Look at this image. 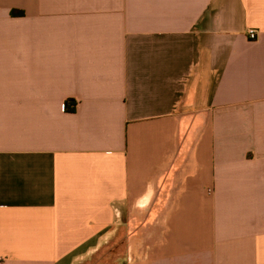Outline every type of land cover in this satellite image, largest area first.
<instances>
[{
  "label": "crops",
  "instance_id": "0c3cea01",
  "mask_svg": "<svg viewBox=\"0 0 264 264\" xmlns=\"http://www.w3.org/2000/svg\"><path fill=\"white\" fill-rule=\"evenodd\" d=\"M111 248L264 264V0H0V264Z\"/></svg>",
  "mask_w": 264,
  "mask_h": 264
},
{
  "label": "rangeland",
  "instance_id": "374dc122",
  "mask_svg": "<svg viewBox=\"0 0 264 264\" xmlns=\"http://www.w3.org/2000/svg\"><path fill=\"white\" fill-rule=\"evenodd\" d=\"M110 248V247H109ZM118 251L114 248L96 252L82 264H113Z\"/></svg>",
  "mask_w": 264,
  "mask_h": 264
},
{
  "label": "built area",
  "instance_id": "2783aa9c",
  "mask_svg": "<svg viewBox=\"0 0 264 264\" xmlns=\"http://www.w3.org/2000/svg\"><path fill=\"white\" fill-rule=\"evenodd\" d=\"M247 36L249 40H255L256 39V32L254 30H249L247 32Z\"/></svg>",
  "mask_w": 264,
  "mask_h": 264
},
{
  "label": "trees",
  "instance_id": "16d2710c",
  "mask_svg": "<svg viewBox=\"0 0 264 264\" xmlns=\"http://www.w3.org/2000/svg\"><path fill=\"white\" fill-rule=\"evenodd\" d=\"M69 107H71V109L69 108ZM73 108H74V105L70 102V101H67L66 103H65V109L66 110H73Z\"/></svg>",
  "mask_w": 264,
  "mask_h": 264
}]
</instances>
